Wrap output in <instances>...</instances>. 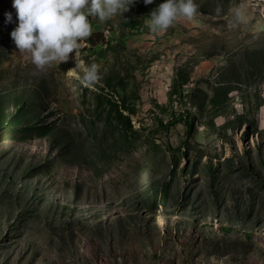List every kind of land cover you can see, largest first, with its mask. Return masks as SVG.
I'll return each instance as SVG.
<instances>
[{
    "label": "rangeland",
    "instance_id": "obj_1",
    "mask_svg": "<svg viewBox=\"0 0 264 264\" xmlns=\"http://www.w3.org/2000/svg\"><path fill=\"white\" fill-rule=\"evenodd\" d=\"M161 2L37 69L0 0V264H264V0Z\"/></svg>",
    "mask_w": 264,
    "mask_h": 264
},
{
    "label": "clouds",
    "instance_id": "obj_2",
    "mask_svg": "<svg viewBox=\"0 0 264 264\" xmlns=\"http://www.w3.org/2000/svg\"><path fill=\"white\" fill-rule=\"evenodd\" d=\"M143 2L150 4L153 0ZM132 3L133 0H12L17 25L10 37L19 53L29 55L35 67L42 69L53 61H67L69 53L75 54L80 42L91 35L88 17L105 21L128 11ZM196 12L194 0H163L148 14L149 29L164 31L178 18L190 20ZM244 16L242 6H237L229 23L235 27ZM4 17L5 22H10L12 13L5 12ZM98 78V66L92 63L84 68L80 83L92 85Z\"/></svg>",
    "mask_w": 264,
    "mask_h": 264
},
{
    "label": "bare ground",
    "instance_id": "obj_3",
    "mask_svg": "<svg viewBox=\"0 0 264 264\" xmlns=\"http://www.w3.org/2000/svg\"><path fill=\"white\" fill-rule=\"evenodd\" d=\"M161 223H162V220L159 219V220H158V224H159L160 226L162 225Z\"/></svg>",
    "mask_w": 264,
    "mask_h": 264
}]
</instances>
